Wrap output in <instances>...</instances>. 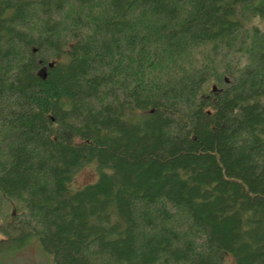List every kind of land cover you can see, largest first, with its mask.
Returning <instances> with one entry per match:
<instances>
[{
    "label": "trees",
    "instance_id": "1",
    "mask_svg": "<svg viewBox=\"0 0 264 264\" xmlns=\"http://www.w3.org/2000/svg\"><path fill=\"white\" fill-rule=\"evenodd\" d=\"M0 236L264 264V0H0Z\"/></svg>",
    "mask_w": 264,
    "mask_h": 264
},
{
    "label": "rangeland",
    "instance_id": "2",
    "mask_svg": "<svg viewBox=\"0 0 264 264\" xmlns=\"http://www.w3.org/2000/svg\"><path fill=\"white\" fill-rule=\"evenodd\" d=\"M95 180V165L87 164L74 175L70 184L71 190L80 189ZM0 264H53V262L51 257L43 251L39 241L31 238L25 245L13 247V249L0 247Z\"/></svg>",
    "mask_w": 264,
    "mask_h": 264
},
{
    "label": "water",
    "instance_id": "3",
    "mask_svg": "<svg viewBox=\"0 0 264 264\" xmlns=\"http://www.w3.org/2000/svg\"><path fill=\"white\" fill-rule=\"evenodd\" d=\"M214 91H215V88H214Z\"/></svg>",
    "mask_w": 264,
    "mask_h": 264
}]
</instances>
